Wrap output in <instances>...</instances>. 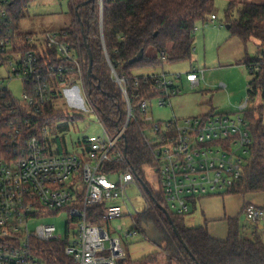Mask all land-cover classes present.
<instances>
[{
  "label": "built area",
  "instance_id": "obj_1",
  "mask_svg": "<svg viewBox=\"0 0 264 264\" xmlns=\"http://www.w3.org/2000/svg\"><path fill=\"white\" fill-rule=\"evenodd\" d=\"M9 2L0 0V264H47L39 254L40 243L62 240L66 234L51 223L31 230L29 222L42 217L46 209L58 211L67 206L79 229L73 235L67 232L65 255L73 264H118L127 257L123 238L89 220L88 209L105 202L102 218L109 222L124 216L119 202L128 206L129 201L134 226L125 233L127 239L140 233L135 218L155 207L150 188L129 164L119 172H102L106 162L126 163L120 140L130 121L137 119L128 79L112 67V78L120 86L127 108L126 123L116 135H110L103 125L108 138H95L89 149L60 155L47 153L44 140L48 128L43 116L53 103L54 83L63 87L79 81L87 92L85 56L66 40L67 31L36 35L20 32ZM209 20L216 22L218 16L212 14ZM198 29L196 25L194 32ZM53 53L63 64H55ZM160 59L167 61V53L161 52ZM247 68L252 76L264 74V50ZM203 78L204 71L195 69L134 77L136 86L146 85L155 94L142 97L138 103L142 121L149 124L144 132L154 162L148 167L158 188L148 184L163 195L169 212L180 215L189 214L199 198L227 193L242 178L251 153L252 137L245 116L252 102L249 94L234 112L182 119L174 116L166 121H155L146 115L150 106L172 107L185 80L195 88ZM15 80L24 84L21 99L10 89ZM249 89L254 90L251 85ZM149 171L145 169L147 176ZM133 184L145 200L143 212L138 211L128 194ZM78 191L83 193L81 200ZM244 213L254 223L264 218V208L253 204L246 205ZM118 229L123 230L121 225Z\"/></svg>",
  "mask_w": 264,
  "mask_h": 264
},
{
  "label": "trees",
  "instance_id": "obj_2",
  "mask_svg": "<svg viewBox=\"0 0 264 264\" xmlns=\"http://www.w3.org/2000/svg\"><path fill=\"white\" fill-rule=\"evenodd\" d=\"M34 0H10L9 10L18 26L25 7ZM87 0H72L75 23L67 31L66 39L76 48H80L86 61L85 86L89 100L100 120L112 136L125 125L127 120L126 102L122 90L112 78V67L121 76L128 79V93L134 115L128 124L120 145L125 152V162L104 163L102 172L115 173L129 164L138 177L151 191L155 207L146 216H137L135 221L140 233L146 236L144 224L153 223L164 234L160 251L153 252L131 264H264V241L253 233L247 236L239 218L229 219V232L225 240L213 237L206 226H189L185 215L170 212L173 224L177 227L181 239L173 229L168 216L162 210L167 204L160 192L152 189L146 177L145 169L153 165L154 158L144 130L149 127L142 121L138 103L142 97L153 96L146 85H135L134 69L161 65L158 56H150L153 48L159 54L167 53L168 62L185 61L192 58L195 32L198 22H206L215 14V0H103V34L100 0L84 4ZM226 23L231 36L239 38L245 45L251 40L258 43V51L264 50V0H232L226 11ZM90 49L93 65L92 75H88ZM144 51L142 60L130 64V60ZM255 57H246L243 64L247 67ZM56 65V54L52 56ZM253 91L248 90L251 101L264 93V74L253 76L249 83ZM264 98V95H263ZM264 105L248 108L246 119L251 133L250 156L244 166L242 178L227 192L248 194L264 191ZM62 116V110L51 103L44 111V122ZM78 179V178H77ZM78 198L81 200L80 191ZM105 202L88 209V219L102 223ZM69 242L66 234L62 240L40 243V256L47 264H73L65 255V246ZM118 264H125V259Z\"/></svg>",
  "mask_w": 264,
  "mask_h": 264
},
{
  "label": "rangeland",
  "instance_id": "obj_3",
  "mask_svg": "<svg viewBox=\"0 0 264 264\" xmlns=\"http://www.w3.org/2000/svg\"><path fill=\"white\" fill-rule=\"evenodd\" d=\"M231 1L215 0V14L218 16L216 22L210 20L198 22L199 29L195 33L194 51L191 59L178 62L164 61L155 67L134 69L135 75L152 72H166L172 75L186 73L194 69L204 71L202 82L195 88H192L186 80L184 81L182 92L173 98L172 107L154 105L152 108L150 106L146 113L147 116L155 121H166L174 116L182 119L208 113H228L234 112L245 102L249 93V83L253 76L243 62L246 57H255L258 43L253 39L245 45L239 38L231 36L226 23V11ZM18 23L20 32L34 35L44 31L61 32L64 29H69L75 23L73 2L72 0H34L25 7ZM157 56L160 58L159 53ZM10 89L16 98H22L24 84L21 80L11 82ZM263 95L264 93L260 92L250 103V108L264 105ZM52 101L56 108L62 110V116L55 120H49L46 124L48 132L45 135L44 145L47 153L60 155L80 152L89 149L90 142L95 138L99 136L108 138L87 92L79 81L60 86L54 93ZM146 170L149 171L150 168L146 167ZM144 177L152 187L158 188L155 176L151 171H149V176L144 175ZM82 188L83 185L80 184V189ZM128 194L138 211L143 212L146 209V203L138 187L134 184L129 186ZM221 195H217V197ZM258 195L264 196V192ZM81 196L83 198V193ZM201 199L197 201L198 204ZM119 203L123 208L124 216L101 224L108 228L113 235L123 238V246L127 252L125 264H131L153 252L160 251V245L142 233L127 239L124 237L125 233L134 226V220L129 215V210H133V208L129 201L128 206L122 202ZM43 214L42 217L29 222L31 230H35L43 223L55 224L58 232L62 234H67L70 231L73 235L79 229L78 222L71 214L70 206L58 211L46 209ZM204 215L202 209L198 210L192 206L191 212L185 215L184 219L189 226L211 225L210 221H205ZM262 220L254 223L244 213L243 223L247 226L245 228L247 236L252 235L249 232L252 228L256 235L263 237L259 227ZM240 222L242 223V215ZM215 223L216 230H212L214 237L226 239L229 228L228 220H217ZM119 225L123 230L118 229ZM162 263L165 264V260L162 259Z\"/></svg>",
  "mask_w": 264,
  "mask_h": 264
},
{
  "label": "crops",
  "instance_id": "obj_4",
  "mask_svg": "<svg viewBox=\"0 0 264 264\" xmlns=\"http://www.w3.org/2000/svg\"><path fill=\"white\" fill-rule=\"evenodd\" d=\"M147 54L150 56H156L158 55V52L155 49L151 48L148 50ZM54 87L56 92L58 88H60V85L57 82H55ZM259 193L262 192H254L248 194L223 193L224 194L223 196L221 194H217V195H221L220 197H217V195L204 196L202 197V199L199 198L201 199L199 204L197 202L199 200L198 199L194 202L193 206L195 207V209L198 210L202 209V211L205 213L204 215L205 217L203 218L205 219L206 222L208 221L211 222V225L206 224L205 226L208 228L210 234L214 237L215 235L213 234L212 230L213 229L216 230L215 221L229 220L230 218L231 219L239 218L240 220L242 215V226H243L245 225L243 223V217H244V208L246 205L253 204L255 206L264 208V196L258 195ZM228 227H229V222H228ZM259 227L261 232L263 233V237L260 238L264 241V220H262V224H260ZM245 230L246 229H244V231ZM228 232H229V228H228ZM249 232H251L252 234L255 233L252 228ZM221 240H225V239H221Z\"/></svg>",
  "mask_w": 264,
  "mask_h": 264
},
{
  "label": "water",
  "instance_id": "obj_5",
  "mask_svg": "<svg viewBox=\"0 0 264 264\" xmlns=\"http://www.w3.org/2000/svg\"><path fill=\"white\" fill-rule=\"evenodd\" d=\"M93 1H95V0H87V1L84 2V4H87V3H90V2H93ZM100 5H101L102 38H103V42H104L105 52L107 54L106 45H105V41H104V34H103V0H100ZM87 50H88L89 58H90V60H89V67H88V75L91 76L92 75L93 58H92V55H91V52H90V49H89L88 46H87ZM143 57H144V51L141 50L136 57H134L133 59L130 60V64H134L135 62L142 60ZM162 210L168 216L171 224L173 225V229H174L175 233L177 234V236L179 237V239L182 240L181 235H180L177 227L173 224V219H172V216H171L170 212L166 208H164V207L162 208ZM143 227L145 229L146 236L151 241H153L154 243H156V244H158L160 246L163 244V241H164L165 236H164V234H162L157 229V227L153 223L150 222V223L144 224Z\"/></svg>",
  "mask_w": 264,
  "mask_h": 264
}]
</instances>
